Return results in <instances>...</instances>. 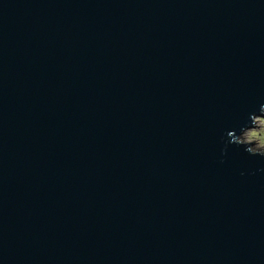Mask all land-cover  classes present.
Here are the masks:
<instances>
[{
  "label": "water",
  "instance_id": "95a60500",
  "mask_svg": "<svg viewBox=\"0 0 264 264\" xmlns=\"http://www.w3.org/2000/svg\"><path fill=\"white\" fill-rule=\"evenodd\" d=\"M264 0H0V264H264Z\"/></svg>",
  "mask_w": 264,
  "mask_h": 264
},
{
  "label": "rangeland",
  "instance_id": "374dc122",
  "mask_svg": "<svg viewBox=\"0 0 264 264\" xmlns=\"http://www.w3.org/2000/svg\"><path fill=\"white\" fill-rule=\"evenodd\" d=\"M256 133L253 135V133ZM242 141H249L254 151L264 153V116L255 118V124L252 128L246 129L241 135Z\"/></svg>",
  "mask_w": 264,
  "mask_h": 264
},
{
  "label": "clouds",
  "instance_id": "9594fccd",
  "mask_svg": "<svg viewBox=\"0 0 264 264\" xmlns=\"http://www.w3.org/2000/svg\"><path fill=\"white\" fill-rule=\"evenodd\" d=\"M256 133L254 132L253 135H255Z\"/></svg>",
  "mask_w": 264,
  "mask_h": 264
}]
</instances>
